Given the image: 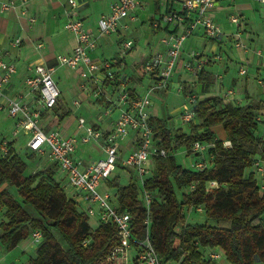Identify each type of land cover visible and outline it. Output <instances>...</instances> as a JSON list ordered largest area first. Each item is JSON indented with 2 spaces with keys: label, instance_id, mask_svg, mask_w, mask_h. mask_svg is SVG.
Masks as SVG:
<instances>
[{
  "label": "built area",
  "instance_id": "obj_1",
  "mask_svg": "<svg viewBox=\"0 0 264 264\" xmlns=\"http://www.w3.org/2000/svg\"><path fill=\"white\" fill-rule=\"evenodd\" d=\"M29 1L31 0H0V14L19 7L21 15L26 16V6ZM142 1L114 0L110 3L108 11L98 16L95 32L85 27L79 16L78 2L66 1L63 29L73 37L74 47L68 53L57 54L51 64L37 62L29 68L27 76L22 80L25 94L35 95L39 108L31 107L25 102L23 100L25 94L14 97L9 95L11 79L17 69L13 63L5 60V52L0 53V111L6 109L8 116L13 119L15 126L13 136L19 131L28 135V150L40 157L48 156L57 164L69 186L76 191V194L69 198L76 204L84 203L85 214L87 217L95 218L98 225L110 224L115 228L114 238L107 243L108 250L99 264H160L149 240L150 206L153 196L143 184L144 176L148 172L151 174L147 164L154 157H166L168 153L161 147L155 131L149 124L151 115L148 109L151 105V97L158 91L168 89L169 81L177 68L183 44L189 37L199 32L205 39L217 40L223 35L221 27L215 23L211 15L219 0L177 1L180 4V10H168L162 16L163 22L173 23L174 27L170 31H165L160 38V49L143 61L139 72L147 77L150 83L138 92L137 85L131 86V77L125 73L123 63L134 47L132 40L119 42L115 59L93 61L89 53L95 50L100 39L111 35L119 36L121 32H126L128 22L135 21L134 11ZM257 2L264 5V0H257ZM27 20L33 24L36 19L33 16H27ZM227 20L236 28L233 33V47L243 54L247 53L248 46L241 40V33L238 30L239 16L231 13L228 14ZM151 27L159 29L160 23L153 21ZM21 42L20 38H15L10 42V46L17 48ZM42 46V43H37L36 49L40 50ZM256 55L262 57L260 51H257ZM222 60L219 54L203 57L190 51L187 54V60L182 63V68L187 74L197 77L206 69L210 61L215 63ZM60 67L76 73L78 92L74 96L76 99L73 100V105L80 107L83 100L93 97L96 101L107 103L105 113L114 107L112 110L117 113V117L105 130L96 126H86L82 117L77 119V132L73 135H63L58 130L44 131L42 129L40 125L42 111L50 110L56 104L60 94L54 80L56 69ZM238 75L245 77L247 68L240 65ZM215 79L220 81L222 76L215 74ZM106 89L110 91L106 92ZM182 89L183 86L179 82L177 93H181ZM233 94L232 89L223 90L220 97L227 100ZM184 99L179 117L182 128L188 130L189 125L196 124L194 106L202 97L190 94ZM257 120H259L258 117ZM220 141L222 148L232 147L230 140L225 138ZM7 143L0 142L1 156H6L9 152ZM88 144L97 145L103 156L86 163L76 160L74 154L78 146ZM210 147L212 145L199 141L192 144L190 152L186 154H193L196 158L191 163V168H188L189 170L201 172L211 167L213 154L208 153ZM117 168L125 170L130 175V179L131 174H134V177L140 181V203L145 210L142 222L146 232L144 238L139 239L134 236L132 210L118 208L114 204V193L109 192L111 182L117 178L113 176ZM250 168L256 185L262 192L264 190V160L259 156L254 157ZM206 187L210 190L219 187V184L210 181ZM188 189L192 191L194 186ZM193 210L202 213L204 206L200 205ZM30 238L33 242L41 240L40 231H33ZM87 243L88 240L84 241L83 246ZM206 255L215 264L223 259L226 262L225 254L219 248L209 250Z\"/></svg>",
  "mask_w": 264,
  "mask_h": 264
},
{
  "label": "trees",
  "instance_id": "obj_2",
  "mask_svg": "<svg viewBox=\"0 0 264 264\" xmlns=\"http://www.w3.org/2000/svg\"><path fill=\"white\" fill-rule=\"evenodd\" d=\"M195 79L202 89L211 80L206 69ZM136 81L141 84L140 79ZM257 108L258 104L240 105L218 95H203L194 106L196 124L189 125L188 133L150 116L149 124L168 153L152 159L154 167L143 184L153 196L149 240L160 264H215L206 253L216 248L224 252L227 264H264V190L259 191L252 173L245 175L254 157L264 160L263 137L258 135L264 119L257 120ZM215 126L222 127L230 149L222 148L212 131ZM195 141L212 145L208 149L213 154L212 165L201 172L183 168L174 158V152L182 147L188 154ZM8 148V154L0 156V206L4 209L0 251L13 249L38 230L41 242L28 264H99L108 250L107 243L114 238V226L101 224L91 233L87 215L56 180L57 164L25 176L24 162L11 143ZM113 180L114 204L121 210H132L134 236L144 238L145 210L136 185L128 182L120 187L117 178ZM210 181L219 187L208 190ZM9 186L16 189L19 200L7 192ZM190 186H194L192 191L177 197L176 191ZM200 205L204 206L206 222H186L185 210ZM208 219L213 223L208 224Z\"/></svg>",
  "mask_w": 264,
  "mask_h": 264
},
{
  "label": "rangeland",
  "instance_id": "obj_3",
  "mask_svg": "<svg viewBox=\"0 0 264 264\" xmlns=\"http://www.w3.org/2000/svg\"><path fill=\"white\" fill-rule=\"evenodd\" d=\"M180 1V0H178ZM106 4V3H105ZM176 10L179 11L180 4L179 2H176ZM257 15L262 23L264 25V5L259 4L257 7ZM165 13V5L164 3L160 4H148L145 8H137L134 11V14L136 15L135 21L128 22V30L126 32H121L119 36L117 35H111L110 41L112 43L111 50H108L106 53L107 55L110 54L116 57V54L118 52L119 42L122 40H132L134 43V47L130 53L126 56V58L123 60V63L125 64V73L131 77V86H138L137 91L141 92V90L148 86L150 81L147 79V77L142 76L140 71V68L142 66V63L145 59L150 56V53H152L156 48L159 47L160 44L159 40L164 35V22L161 21V17ZM94 20L97 18V14L94 13ZM263 18V21L261 20ZM127 21V20H126ZM159 22L160 28L159 29H153L151 27V23ZM229 24V23H228ZM230 25V24H229ZM232 26V25H231ZM241 26L239 21V27ZM96 27V25H95ZM234 27V26H232ZM96 29V28H95ZM243 30V29H242ZM241 40L246 43V45L249 48V45L247 43V38L243 35V32H241ZM202 36L200 35V41L198 43L204 44L206 43V48H202V46L198 47L199 51L194 49V52H201L203 54V57H206L209 52V49L211 45L209 43L207 44L206 41H210L209 39H202ZM247 40V41H246ZM231 41V47H229V52L225 50L219 49L217 53H211V54H219L222 57L221 62H215L216 64H212L211 67H213V70H215V74L223 75L222 82H214L213 77L210 80L211 84L206 88L202 89L200 88L197 80L194 76H191L187 74L184 69L182 68V63H184L187 60V54L193 50L190 49L189 51L184 50L186 42L183 44V47L181 50V53L183 54L181 59L178 60V67L176 68L174 74L172 75L169 86L167 90H161L156 92L151 97V105L148 109V112L151 116H156L158 118L167 120L170 127H173L176 130L181 129L184 132H187L188 130L186 128H182V122L179 117L180 109L182 104L184 103V98L187 95L193 94V95H214L211 93V91L215 92L216 87L221 86L220 94L223 92V90H231L234 92V94L228 98L227 100L229 102H233L234 99H240L241 105H246V99L247 95H252L255 98V101L251 102L250 105H256L258 104V108L255 110V113L257 114L260 121H263L264 119V61L261 60V64L259 65L258 70L256 71L255 67L251 64H247L243 61H240L239 59H235L232 66L229 67L228 73H224L220 68L219 65H222L223 61L226 60V56L229 54H232L233 56H236V53H242L240 50L233 47V36H230ZM262 47L264 49V44H262ZM260 47V48H262ZM203 51V52H202ZM262 52V51H261ZM263 57H264V50H263ZM104 56L103 54L100 55L102 58ZM109 56V55H108ZM212 56V55H211ZM238 57V56H236ZM105 58V57H104ZM108 58V57H106ZM240 65H243L245 68H247V75L245 77H240L238 75V69ZM69 71L66 69H60L58 70L55 81L57 83L58 89H59V97L57 99L56 104L50 109L49 112H44L42 115V120L40 122V125L43 126V129L45 131H49L52 128L59 129L60 133L63 135H73L77 132V119L79 117H82L85 120L86 126H97L101 130H105L109 124L115 120L117 117V113L114 112V107L108 111L107 113V103L104 101H96L93 97H90L86 100H83L80 104V107H77L72 104L73 100L76 98L74 96H71L69 91V85H73L74 88V80L73 79H67V73ZM217 72V73H216ZM59 75V76H58ZM133 79V80H132ZM140 79L141 84L138 85V82L136 80ZM135 80V81H134ZM258 80H260L262 83H258ZM179 82L184 83V92L183 93H177L178 84ZM217 87L218 91L219 88ZM109 89H106V92H109ZM114 101L116 99V95L114 94ZM226 100V101H227ZM68 111V115L65 116L66 112ZM54 116L57 118L54 119ZM65 123V126L63 124ZM220 127V126H218ZM215 128V135L217 137H220L219 128ZM15 126L13 119L10 118L7 114L6 109L3 111H0V142L6 141L11 143V146L14 150V152L21 158V160L25 164V170L24 175L28 176L31 175L39 170H42L46 168L47 166L51 165L52 162L47 160L45 156L40 157L39 155L30 152L27 148V142L29 140V136L26 135L23 131H19L18 134L13 136ZM258 135H262L263 138H261L262 143H264V124L259 127ZM78 149H80V152L84 153L86 156H84L83 161H91L94 159L101 158L103 156L101 150L97 145L94 144H88L83 146H78ZM90 151V152H88ZM85 152H88L87 154ZM1 156V154H0ZM76 156H78V151ZM174 158L177 164L182 166L183 168H191V163L196 158L193 154H186L185 148H180L176 152H174ZM148 171H151L154 167L153 161L151 160L148 164ZM130 172V171H129ZM132 173V172H131ZM252 173L251 168L248 170H245V175H249ZM150 173L148 172L144 179H146ZM56 180L58 181L60 187L63 189L65 195L67 197H72L76 194V191L69 186L66 177L64 174L58 169L56 171ZM113 176L117 177V181L120 187H124L128 185V182L134 183L138 189V200H141L140 190H141V184L139 179L134 177V174L130 175L125 172V170L121 168H117L113 174ZM213 189V188H211ZM7 192L14 198L18 197V193L14 187H6ZM189 189L186 190L183 189V191H176V195L178 198L181 197L182 193L188 192ZM110 193H114L115 189L111 188L109 189ZM79 211L85 214V204L82 202L77 203ZM4 209L0 206V219L4 218ZM185 214V221L189 223H204L206 222V216L205 211L202 213H198L193 209H187L184 212ZM86 215V214H85ZM208 224H212L213 221L208 219ZM88 224L90 226V232L92 233L96 227L98 226V223L95 218L88 217ZM40 240L37 242H33L30 237L27 239L22 240L19 244H17L16 247L9 251H2L0 253V264H28L30 258H34L35 251L40 244ZM218 251V250H216ZM205 256V255H203ZM216 264H227L224 262V259L221 261H218Z\"/></svg>",
  "mask_w": 264,
  "mask_h": 264
},
{
  "label": "crops",
  "instance_id": "obj_4",
  "mask_svg": "<svg viewBox=\"0 0 264 264\" xmlns=\"http://www.w3.org/2000/svg\"><path fill=\"white\" fill-rule=\"evenodd\" d=\"M66 1L67 0H31L28 2L26 6L27 8L26 16L21 15V10L19 7L8 13L0 14V53L5 52L6 53L4 56L5 60L13 63L17 69L16 74L11 79V84L8 92L10 96L14 97L17 95L25 94L26 91L22 85V80L25 76H27L29 72V68L33 67L37 62L51 64L53 63L54 57L57 54L68 53L74 47L75 42L73 37L63 29V23L65 21L64 9L66 7ZM76 1L79 4V8H78L79 16L83 20L85 27L88 30L95 32V28H96L95 25L98 16L101 13L107 12L110 3L113 2L114 0H76ZM157 1L158 4L164 3L165 13H167L168 10L177 11L175 7H176V2L178 0H157ZM149 3L150 4L155 3V0H143L138 8L143 9ZM259 4L260 3H258L257 0H219L217 6L211 13L215 23H217L221 27L223 31V35L221 36V38L217 39L216 41H209V42L206 41L207 44L209 43V45H211L209 52L211 51V53H217L219 49L229 52L228 48L231 47V41L229 42L230 36L231 35L233 36V33L236 31L235 27H232L231 25L228 24L227 16L228 14L231 13H235L239 16L241 26L239 27L238 30L240 31V33L243 32V35L248 40V41L246 40L249 45L247 53L245 54L236 53L237 54L236 56L238 57L228 53V55L226 56V60L223 61L222 65H219V68L226 74L228 73L229 67L232 66L236 58L249 65L252 64L255 67L256 71L258 70L259 65L262 63L261 60L264 61L263 54L262 57H258L256 55L257 51L260 52L262 51L261 53H263L264 50L262 47V44H264V25H262L257 15L258 13L257 7ZM94 13L97 14L96 20H94V16H93ZM27 16L35 17L36 19L35 22L33 24H30L27 20ZM261 20L263 21V18H261ZM161 21H162V17H161ZM173 27H174L173 23L164 22L163 30L170 31L173 29ZM200 35L201 33L197 32L195 33V35L189 37L185 41L186 44L184 50L189 51L190 49H193L191 51H194V49H196L199 51L198 47L200 46H202V48L205 49L206 48L205 42L204 44L198 43V41H200L199 38ZM15 38H20L22 41L21 45L17 48H13L10 46V42ZM201 38L204 39V37ZM37 43H42L43 45L40 50L36 49ZM111 48H112V43L110 41V37L109 36L104 37L99 40L95 50L90 52L89 55L93 61L112 59L114 56L111 55V51L110 54H108L109 56L106 54L108 50H111ZM158 49L159 47L156 48L152 53L156 52ZM198 51L196 53H198ZM152 53H150V55ZM211 53L208 54L206 57H210L211 55H213ZM102 54L104 56H102L101 58L100 55ZM198 54L203 55L201 52H199ZM182 55L183 54L181 53V57ZM212 64H216V63L210 61L208 63V66L206 67V71L208 72V74H210L211 78L213 77L214 82L216 83L218 81H216L215 79V72H214L215 70H213V67H211ZM60 69H66V68H62V67L57 68L54 74V80L58 70ZM66 70L69 71L66 75L67 79L74 80L75 83L74 88L73 85H69V91L71 96H75L78 92V88H77L78 81L76 80V73L70 69H66ZM222 79H223V75H222ZM222 79L219 81L220 84L222 82ZM258 83H262V82L258 80ZM217 87L215 89V92L211 91V93L220 96L222 85L219 86L220 88L218 87L219 91ZM23 97H24L23 100L27 102L31 107L39 108L35 95L25 94ZM201 97L203 98V95ZM246 97H247L245 102L247 103L246 105H250L251 102L255 101V98L252 95L250 96L247 95ZM233 102L240 105L242 103L240 102V99H234ZM49 111H45V112H49ZM43 113L44 112H42L41 114L40 122L42 120ZM55 118L57 117L54 116V119ZM63 126H65V123L63 124ZM216 127L218 126L212 128L214 134ZM218 128L220 132V137H217L215 135L216 138L218 140L225 139V134L222 127L220 126ZM50 130L59 131L57 127L52 128ZM77 151H78V156H76ZM88 152L85 153L87 154ZM84 156L86 155L80 152V149H77L75 151L74 158L76 160H81V158L84 159ZM45 157L47 160L51 161L48 158V156ZM51 162L53 163V161ZM86 162L87 161H83V163ZM1 221L2 219H0V222Z\"/></svg>",
  "mask_w": 264,
  "mask_h": 264
}]
</instances>
